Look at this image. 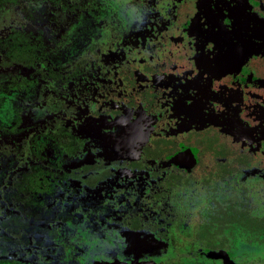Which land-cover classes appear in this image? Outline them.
I'll return each mask as SVG.
<instances>
[{
    "label": "rangeland",
    "instance_id": "rangeland-1",
    "mask_svg": "<svg viewBox=\"0 0 264 264\" xmlns=\"http://www.w3.org/2000/svg\"><path fill=\"white\" fill-rule=\"evenodd\" d=\"M90 2H80L77 12L54 11L51 28L58 45L66 49L53 64L64 77L61 81L43 78L42 68L4 65L0 51V78L15 73L22 81L19 97L29 108L24 123L50 119L54 128L65 123L88 140L91 159L111 164L128 153L119 150L115 138L121 131H112L124 118L137 121L141 129L149 125L151 113L150 124L161 128L160 134L184 137L195 127L191 117L202 112L238 114L255 130L252 140L259 142L236 147L253 160L248 165L230 163L228 171L239 174L227 191L245 189L250 213L264 218V0ZM20 18L19 9L0 8V35ZM14 117L10 97L0 94V126L12 125ZM149 132L144 142L156 136ZM77 156L74 162L81 170L87 159ZM56 157L50 149L49 158ZM155 168L146 164L142 169H117L112 179L93 189L71 181L70 187L48 198L51 204L59 199L61 209L73 219L49 224L55 234L47 246L36 245L32 235L30 240L13 236L14 227L7 221L12 236H0V264H226L210 258L199 243L184 242L175 222L153 226L161 223V210L168 203L166 197L153 195L158 190L150 174ZM199 169L181 168L186 172L183 178H190L189 193L199 187ZM171 191L175 203L177 191ZM193 198L192 225L200 223L194 214L200 202ZM135 215H142L143 228L130 227ZM244 223L249 224L248 219ZM242 230L226 228L219 236L234 241L228 249L232 264H264V232ZM159 231L182 242L179 253L167 251Z\"/></svg>",
    "mask_w": 264,
    "mask_h": 264
},
{
    "label": "flooded vegetation",
    "instance_id": "flooded-vegetation-1",
    "mask_svg": "<svg viewBox=\"0 0 264 264\" xmlns=\"http://www.w3.org/2000/svg\"><path fill=\"white\" fill-rule=\"evenodd\" d=\"M82 1L88 2L89 0H18L16 4L0 0V8L11 6L19 9L21 14L20 21L0 35V51L3 52L4 65L21 64L24 69L29 71L42 68L43 78L61 81L64 77L54 70L58 66L53 64H56L55 60H60L66 49L64 46L58 45L59 39L56 38V33L51 28L52 22L55 20L54 11L62 9L77 12L79 11L77 8H81L80 2ZM100 2L101 0H91L90 3L98 4ZM29 6L46 8V12L40 13L37 10L30 12ZM24 29L38 34L48 43V53L45 57H32V60H29L31 59L30 51L8 47L5 37L10 32H22ZM49 38L52 39L48 40ZM10 52L18 58H12ZM49 60H52V63ZM82 71L84 70H77V72ZM158 79V76L155 77V82L159 81ZM21 91H23V84L15 76V73L0 78V94L2 98L10 97L11 107L15 114L12 125L0 126V163L11 160V163L4 167L6 178L0 184V197H2L0 199V215L10 217L13 206L23 207L28 211L27 206L34 205L33 200L39 199L43 209L50 210L47 212L37 210L36 218L35 212L32 213L33 224L36 223L38 227L33 231V235L36 236L38 233L40 235V243L34 242L36 245L47 246L50 244V238L54 236L55 229L49 224L57 220L73 219L72 215L61 209L59 199L51 204L49 203L51 199L48 196L51 195L52 198H55L59 190L70 187L71 181H80L85 189H93L99 183L112 179L117 169H142L146 164L156 166L150 173L151 177L156 179L155 184L158 186V190L153 195L155 197L160 195L168 200L165 209L161 210L163 214V216L160 215L161 223L154 224V227L160 228L163 221L168 222L167 224L175 222V228L185 235L184 242L186 241L187 244L192 241L199 243L208 250L210 258H221L226 264H232L228 249L232 248V242H234L229 241L226 236L219 238V236H223L221 234L226 228L230 232L235 229H243L242 232H246L244 229L247 227L252 228L253 232H264V218L251 214L247 203H245L250 202L246 190L235 188L234 191H227L228 185H233L236 175L239 174L233 169L228 171L227 167L230 163L237 161L242 165H248L253 160L249 152L236 147L243 142L252 144L259 142L252 140L257 135L255 130L242 123L244 120L240 119L238 114L230 115L225 110L220 114L202 112L196 116L192 115L191 119L194 120L195 127L184 137L160 134L161 128L150 124L153 116L151 113H149L150 116L147 114L149 125H144L141 129H139L140 125L137 124V121L129 123L124 118L114 124L112 131L115 133L121 131V135L115 138L119 143V150L128 153L125 157H121L122 159L114 161L111 159L110 162H113L107 164L97 161L96 158L91 159L87 148L88 140L65 123L58 128L53 127V122L50 119L24 123L27 118H24L23 114L29 108L25 107L27 103L19 97ZM149 129L151 132L148 135L156 136L151 141L144 142L143 137L146 136L144 133ZM172 129L175 130L173 127ZM153 133L155 134L152 135ZM39 136L44 138L40 140ZM115 138H112L113 142H116ZM183 148L185 149L183 150ZM50 149L57 155L54 160L49 158ZM78 154H83L87 159L81 170L74 162V158H77ZM235 156L238 157L237 160H235ZM183 165L194 171H197L196 168H200L201 175L197 179L199 187L195 189L194 194L189 193V176L183 178V174L186 173L181 171ZM38 168L47 169L50 172L40 174L37 171ZM24 176H28V178ZM44 177L54 184V193H50L48 190L37 192L32 188L31 181ZM159 185L162 189L159 188ZM172 189L177 191V195L173 199L175 203L172 202L174 197ZM5 192L7 193L4 197ZM193 196H195L197 204L200 202L194 212L200 216V223L192 225L190 215ZM20 199L22 205L19 204ZM20 213L22 214L21 211ZM246 219L249 224L244 223ZM216 225L221 227L220 231ZM130 227L133 229L143 228L142 215H135ZM170 234H163L159 231L157 235L161 236L160 239L168 252L179 253L182 242L178 241L175 235L173 237ZM14 238L11 239L13 243L16 242ZM221 242L228 246L225 244L223 247L206 246L207 243L220 245ZM174 264L177 263L174 262Z\"/></svg>",
    "mask_w": 264,
    "mask_h": 264
},
{
    "label": "trees",
    "instance_id": "trees-1",
    "mask_svg": "<svg viewBox=\"0 0 264 264\" xmlns=\"http://www.w3.org/2000/svg\"><path fill=\"white\" fill-rule=\"evenodd\" d=\"M7 1H10V3L12 4L18 3V0H7ZM28 8L30 12H34L36 10L39 11L40 13L46 12V8H36L34 6H29ZM51 39L52 38H49L48 40H51ZM5 41L8 47L10 48H19V49L26 50L27 52L30 51L29 54L31 55L30 57L31 59L29 60H32V57L33 58L45 57L48 53V50H47L48 43L45 41V39L40 38L38 34H34L33 32L27 29H24V31L22 32H17V31L10 32V34H8L5 37ZM9 54L12 58H18L16 55L12 54L11 52ZM9 163H11V160H8L7 162H4V163H0L2 165V167L0 168V184L4 182L3 180L4 178H6V170L4 169V167L8 165ZM37 171L40 174L50 172L47 169H41V168H38ZM24 177L28 178V176H24ZM31 182H32V185H31L32 188H34V190H36L37 192H43L44 190H48L50 193H54L55 186L52 182H49L46 177L38 178ZM28 187H29V183H28ZM6 193L7 192L4 193V197L6 196ZM0 199H2V197H0ZM19 204L22 205L21 199L19 200ZM33 204L34 205L27 206L28 211L23 209V207L13 206V208L11 209L12 214L9 215L10 217H8V215H5V217H2L0 215V236L11 237V233L14 232L13 233L14 235H19L20 237H23L26 240H28L31 233L33 235V231L38 229L36 223L35 225L33 224L32 213L35 212L34 216L36 218L37 210H41V211L45 210V212L50 210V209H43L42 203L41 201H39V199H34ZM20 211L22 212V214L20 213ZM7 221H10V224H7V225H9L12 229L14 227L11 233L7 225L5 224L7 223ZM39 236H40L39 233L36 234V236L33 235L34 242H36L37 244L40 243ZM219 244L220 245H212L211 243H207L206 246H209V247H212V246L221 247L222 246L223 247L225 243L223 244L221 242ZM225 246H228V245L225 244Z\"/></svg>",
    "mask_w": 264,
    "mask_h": 264
},
{
    "label": "water",
    "instance_id": "water-1",
    "mask_svg": "<svg viewBox=\"0 0 264 264\" xmlns=\"http://www.w3.org/2000/svg\"><path fill=\"white\" fill-rule=\"evenodd\" d=\"M225 257H226V259H228L226 255H225Z\"/></svg>",
    "mask_w": 264,
    "mask_h": 264
}]
</instances>
